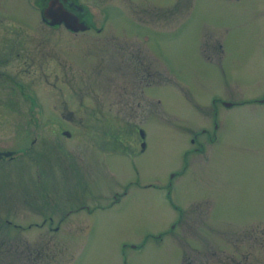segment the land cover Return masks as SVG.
I'll return each mask as SVG.
<instances>
[{
  "label": "rangeland",
  "instance_id": "rangeland-1",
  "mask_svg": "<svg viewBox=\"0 0 264 264\" xmlns=\"http://www.w3.org/2000/svg\"><path fill=\"white\" fill-rule=\"evenodd\" d=\"M79 1L90 26L145 30L152 55H139L141 70L125 62V39L61 35L69 89L47 83L43 58L22 85L31 111L8 86L0 93L22 101L0 108V152L12 153H0V264H197L237 251L238 226L256 221L264 240V15L245 3L220 14L212 0H128L101 21L97 0ZM216 39L223 55L207 60L198 44ZM62 86L73 115L58 114ZM216 95L233 103L223 117ZM200 127L219 142L190 148Z\"/></svg>",
  "mask_w": 264,
  "mask_h": 264
},
{
  "label": "flooded vegetation",
  "instance_id": "flooded-vegetation-1",
  "mask_svg": "<svg viewBox=\"0 0 264 264\" xmlns=\"http://www.w3.org/2000/svg\"><path fill=\"white\" fill-rule=\"evenodd\" d=\"M49 1L52 0H0V93L5 90L6 86L10 88L11 95L17 94L19 97L25 98L27 103L25 104L27 110L31 111L32 108L30 106L36 105V99L32 92H27L22 88L23 84H32V79H34V73L36 71V65L38 62L42 61L44 58V62L46 63V76L45 79L47 83L51 86H58V84H66L67 89H69V76H68V55L63 52L58 53L54 51V45L58 41L57 37L59 36H80L81 33H84L86 30H91L94 32L95 36L104 39L114 40L116 37H120L121 39L127 40V48H132L129 50H125L126 56L125 62L127 65L135 66L136 61L133 60L136 57L139 61L140 69L145 68L144 57L141 58L139 55L141 53L149 52L152 55V51L148 48L149 41L148 37H143L142 31L131 28H112V27H104L102 24L98 26H90L91 24L87 23V13L84 3L79 0H54L63 10L68 12L72 19H76L79 22L85 24L86 27H66L62 22H50L52 18L50 15H46L44 13V9L46 8ZM97 8L98 13L97 16L99 20H106L111 14L112 11L110 9L111 6L119 7L126 9L128 5V0H97ZM196 1H206L209 5L210 0H196ZM213 8L218 11V13L222 14L225 11H228L230 8H234V4H238V12L244 13L242 4L245 3L246 10L250 14L254 12L255 8H257L258 12L264 15V0H212ZM189 5H191V0H187ZM250 2L255 3L253 9H251ZM256 5V6H255ZM264 21V17L261 19ZM149 30V29H146ZM158 30V29H154ZM264 32V24L259 28ZM138 31V32H134ZM55 36V39H53ZM201 47V51L205 53V58L207 60H212V57L208 55V50L214 52L219 55H223V48L220 42L217 39L213 44L204 45L198 44ZM45 48V53L43 54L42 49ZM261 51L264 56V44L261 46ZM80 54V53H79ZM46 55V56H45ZM73 55H76L73 54ZM81 55V54H80ZM209 56V58H208ZM75 61V59L73 60ZM147 62V61H146ZM158 62V61H157ZM160 63V62H158ZM72 65L75 66L74 62ZM159 66V65H158ZM82 69V68H81ZM80 69H77V72ZM222 71V68L220 69ZM76 72V73H77ZM84 73V68L82 71V75ZM145 80H149V77L144 76ZM223 78V74L221 75ZM83 82V79L81 78ZM50 86V87H51ZM49 87V88H50ZM60 90L61 94H59L60 106H64V98L62 95L63 86ZM52 89V88H51ZM33 91L36 94L35 86H33ZM264 95V92H263ZM51 101H53V92L51 93ZM255 98H253L254 100ZM256 100L262 101L263 97H259ZM22 101H20L21 103ZM192 102V101H191ZM209 102L212 105L220 104L223 108L221 111L222 117L224 116V110L227 107L232 105V101L225 100L222 97L209 96ZM19 103L17 100H13V97L4 98L0 95V108L3 110H10L11 108L16 109V105ZM20 103L18 105H20ZM28 104V105H27ZM1 109V110H2ZM29 109V110H28ZM59 110V109H58ZM66 110L64 114L62 111ZM73 108H69L64 106L62 109L58 111L59 115H73ZM208 118L211 119L213 115H217V107L211 106L207 111ZM214 127L217 126L216 119L212 124ZM140 127H138L139 130ZM209 129V130H208ZM204 128L200 127L199 129H193V133L188 136L190 139V148H204V146H208L211 143L219 142L217 138L218 129L214 128ZM67 130V129H65ZM211 130V131H210ZM64 129H61V133L64 134ZM139 134V132H138ZM65 135H69L65 134ZM199 135H202L204 139H197ZM140 137V134H139ZM141 138V137H140ZM141 141V140H140ZM195 145H194V144ZM206 143V145H205ZM6 151H1L0 153L3 155H9L12 153ZM185 153V151H184ZM186 154V153H185ZM118 200L115 198L111 200V203ZM180 212V211H179ZM259 223V224H258ZM178 224L182 223L178 221ZM261 222L256 221L252 222V224H241L238 226V230L236 232L235 239L231 244L235 245V249L237 251H227L224 250L222 253L218 255H198L195 261L197 264H264V240L262 239V230H261ZM174 229V225L172 226V231ZM194 232V230H191ZM264 232V231H263ZM183 230L180 229V234L182 235ZM194 234V233H193ZM252 238V250L250 251V247L246 248L243 252V244L245 240H249ZM226 248V247H225ZM230 252V253H229ZM189 260L185 261V264H188Z\"/></svg>",
  "mask_w": 264,
  "mask_h": 264
},
{
  "label": "water",
  "instance_id": "water-1",
  "mask_svg": "<svg viewBox=\"0 0 264 264\" xmlns=\"http://www.w3.org/2000/svg\"><path fill=\"white\" fill-rule=\"evenodd\" d=\"M44 13L46 15H50L52 20L50 22H62L66 27H86V24L77 21L76 19H72L70 14L63 10L54 0L49 1L46 8L44 9ZM68 134L67 131H63ZM139 134L142 137L143 131L139 129ZM144 145V141L140 142V146Z\"/></svg>",
  "mask_w": 264,
  "mask_h": 264
}]
</instances>
